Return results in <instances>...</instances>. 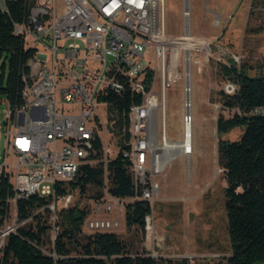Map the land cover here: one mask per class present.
I'll return each mask as SVG.
<instances>
[{
    "label": "built area",
    "instance_id": "2783aa9c",
    "mask_svg": "<svg viewBox=\"0 0 264 264\" xmlns=\"http://www.w3.org/2000/svg\"><path fill=\"white\" fill-rule=\"evenodd\" d=\"M9 1L12 0H0L3 11ZM14 1L28 6V18L15 24V32L32 38L31 46L37 51L29 62L31 73L25 77L23 105L13 116L8 112L7 149L0 162V175L7 170L16 190L12 199L16 220L17 199L36 193L53 194V210L62 200L70 201L73 193L55 196V184L77 179L84 164H104L108 178L107 165L114 157L111 145L118 150L124 145L137 190L130 200L141 197L152 207L145 225L149 238L154 231L153 211L161 189L156 177L176 156L169 155V148L178 144L168 138L166 126V0H114V7L109 9H102L96 0ZM185 16H190L188 3ZM171 40L174 47L184 46L185 61L190 63L189 30L184 43L174 37ZM153 44L162 50L156 63L146 54ZM233 57L239 58L235 54ZM190 73V69L186 70V78ZM237 90L238 85L229 79L225 91L234 94ZM126 91L136 98L128 116L122 118L116 108L112 110L106 96ZM149 104H157V111H149ZM184 105L183 140L189 143L181 153L190 162V91ZM254 111L262 115L264 106ZM97 139L102 142L101 158L96 156ZM10 155L16 158L13 162L7 160ZM126 200L105 188L103 199L96 201V211L117 208L120 216H94L88 220L89 228L93 232L118 228L121 216H126ZM16 228L3 226L0 233L7 236Z\"/></svg>",
    "mask_w": 264,
    "mask_h": 264
},
{
    "label": "rangeland",
    "instance_id": "374dc122",
    "mask_svg": "<svg viewBox=\"0 0 264 264\" xmlns=\"http://www.w3.org/2000/svg\"><path fill=\"white\" fill-rule=\"evenodd\" d=\"M187 3L190 11L188 18L185 16ZM165 23L167 135L170 140L183 141L184 100L190 91L193 154L188 162L183 153L177 155L178 152H170L169 155L176 156L167 164L165 172L157 175L161 189L154 205V231L149 238L146 231L127 227L125 213L121 216V225L113 231L126 240L132 251L146 250L161 259L160 264H227V258L232 253L226 209L227 180L219 164L218 145L220 138L229 141L239 139L246 124L218 135V116L232 115V112L222 109L221 91L225 90L229 79L222 73L221 64L235 54L239 57L236 59L239 66L245 64L252 75L261 74L264 4H253V0H166ZM188 30L191 37V41L187 42L191 44V73L186 78L184 46L174 47L171 39L178 38L184 43ZM33 42L32 38H27V46ZM161 53V48L153 44L146 54L148 60L156 63ZM8 112V101L2 98L0 162L4 160L7 149ZM111 148L112 155L117 156L118 148L114 144ZM15 159L12 155L7 157L8 162ZM93 191L91 189L82 196L74 192L70 201L59 202L49 216L43 209L37 211L49 218L52 226L48 235V251L57 235L56 222L60 219L59 210L62 207L70 209L77 206L88 210L82 223L84 234L93 232L88 226L90 218L97 215L120 216L117 208L111 212H97L96 201L91 198ZM35 222L31 218L28 223ZM24 223L16 220L12 202L11 216L4 227H17ZM7 236L0 233V256ZM257 264H264V261Z\"/></svg>",
    "mask_w": 264,
    "mask_h": 264
},
{
    "label": "trees",
    "instance_id": "16d2710c",
    "mask_svg": "<svg viewBox=\"0 0 264 264\" xmlns=\"http://www.w3.org/2000/svg\"><path fill=\"white\" fill-rule=\"evenodd\" d=\"M264 4V0H253ZM28 18V6L23 1H9L8 10L0 7V101L6 98L12 116L23 105L25 77L31 73L29 62L37 51L27 46V39L15 32V24ZM264 29V26H262ZM221 64L222 73L238 85L234 94L222 90V109L232 112L217 119L218 135L245 125L237 140L220 138L218 145L219 164L223 167L227 186L226 209L232 253L227 264H257L264 261V115L254 109L264 106V55L260 65L261 74H250L246 65H238L233 56ZM112 110L122 118L128 112L134 97L130 91L122 95L106 96ZM7 123V121H6ZM128 136V135H127ZM96 156L102 157V142L95 141ZM122 146L117 156L107 165L84 164L77 179L57 182L55 196L77 192L86 195L91 189V198L100 201L104 189L115 197L126 200V224L128 228L143 232L146 217L152 212L149 201L137 197L131 160ZM16 190L10 173L0 175V228L11 216L12 199ZM53 194L36 193L16 201L17 221L25 222L9 233L1 247L0 264H160L161 259L146 250L132 251L129 244L116 231H95L84 234L82 223L88 213L86 208L73 207L59 210L56 222L57 235L48 251V235L52 228L49 218L37 213L43 209L49 216L53 209ZM33 218L35 224L28 223Z\"/></svg>",
    "mask_w": 264,
    "mask_h": 264
},
{
    "label": "bare ground",
    "instance_id": "6f19581e",
    "mask_svg": "<svg viewBox=\"0 0 264 264\" xmlns=\"http://www.w3.org/2000/svg\"><path fill=\"white\" fill-rule=\"evenodd\" d=\"M96 4L101 5L102 9H109V7H114V0H96ZM6 10H8V8H6ZM149 111H157V104H149ZM187 143H189V140H183L178 142V144H172L171 148H169V153H181V148H187Z\"/></svg>",
    "mask_w": 264,
    "mask_h": 264
},
{
    "label": "water",
    "instance_id": "95a60500",
    "mask_svg": "<svg viewBox=\"0 0 264 264\" xmlns=\"http://www.w3.org/2000/svg\"><path fill=\"white\" fill-rule=\"evenodd\" d=\"M186 54L188 55L189 54V51L187 50L186 51ZM227 54V53H226ZM190 69V66H189V63H186V70L189 71Z\"/></svg>",
    "mask_w": 264,
    "mask_h": 264
},
{
    "label": "crops",
    "instance_id": "0c3cea01",
    "mask_svg": "<svg viewBox=\"0 0 264 264\" xmlns=\"http://www.w3.org/2000/svg\"><path fill=\"white\" fill-rule=\"evenodd\" d=\"M179 153H177V155H178Z\"/></svg>",
    "mask_w": 264,
    "mask_h": 264
}]
</instances>
